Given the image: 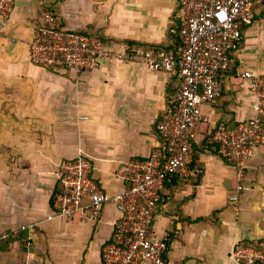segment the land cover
I'll return each instance as SVG.
<instances>
[{
  "label": "crops",
  "instance_id": "1",
  "mask_svg": "<svg viewBox=\"0 0 264 264\" xmlns=\"http://www.w3.org/2000/svg\"><path fill=\"white\" fill-rule=\"evenodd\" d=\"M179 2L44 0V6L61 27L108 47L176 52ZM37 16L35 0H13L8 16H0V264H105L101 252L112 244L120 213L106 204L97 221L47 220L60 189L59 165L88 157L100 189L121 192L115 174L164 147L156 123L172 109L174 77L114 60L79 77L36 66L28 44ZM245 71L264 75V1L241 27L220 98L202 106L189 176L163 183L154 229L168 234L165 264H239L234 246L264 238V146L238 180L210 143L217 126L231 128L253 115ZM239 182L250 190L231 202Z\"/></svg>",
  "mask_w": 264,
  "mask_h": 264
},
{
  "label": "built area",
  "instance_id": "2",
  "mask_svg": "<svg viewBox=\"0 0 264 264\" xmlns=\"http://www.w3.org/2000/svg\"><path fill=\"white\" fill-rule=\"evenodd\" d=\"M38 4V27L29 41V59L43 69L79 77L96 69L102 60L144 65L153 72L174 77L172 109L156 123L164 147L146 161L130 162L117 172L124 187L114 196L104 193L91 177L92 161L80 156L59 165L60 189L53 196L52 212L47 220L78 219L97 221L106 204L120 213L112 244L102 249L105 264H165L168 234L154 229L155 213L163 183L169 176L187 178L192 161L197 129L205 120L202 106L221 96V77L227 73L231 54L241 40L242 25H250L253 7L264 0H180V25L177 51L111 48L96 36L61 27L58 18ZM13 0H0V16L6 18ZM255 102L253 115L234 127L217 126L210 143L218 154L236 169L238 180L256 153L264 146V75L245 71ZM250 187L239 182L229 197L236 202L239 193ZM5 238V236H3ZM231 257L239 264H264V238L248 245H235Z\"/></svg>",
  "mask_w": 264,
  "mask_h": 264
},
{
  "label": "trees",
  "instance_id": "3",
  "mask_svg": "<svg viewBox=\"0 0 264 264\" xmlns=\"http://www.w3.org/2000/svg\"><path fill=\"white\" fill-rule=\"evenodd\" d=\"M178 46H179V42H178ZM164 50H167V49H164ZM231 56V55H230ZM157 133V132H156ZM157 135H158V133H157ZM158 137H159V135H158ZM159 140L162 142V140L160 139V137H159ZM163 145H164V143H162ZM216 153H217V151H216ZM250 243H252V242H250V241H245V242H243V243H240V244H242V245H248V244H250Z\"/></svg>",
  "mask_w": 264,
  "mask_h": 264
},
{
  "label": "rangeland",
  "instance_id": "4",
  "mask_svg": "<svg viewBox=\"0 0 264 264\" xmlns=\"http://www.w3.org/2000/svg\"><path fill=\"white\" fill-rule=\"evenodd\" d=\"M262 193V192H261ZM261 214H263L264 215V208L262 209V208H260V211H259ZM261 238H263V237H261Z\"/></svg>",
  "mask_w": 264,
  "mask_h": 264
}]
</instances>
